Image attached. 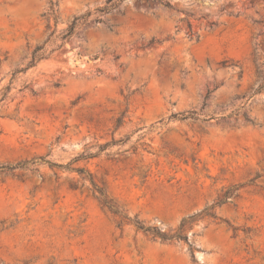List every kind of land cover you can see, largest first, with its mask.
I'll use <instances>...</instances> for the list:
<instances>
[{
    "label": "rangeland",
    "instance_id": "374dc122",
    "mask_svg": "<svg viewBox=\"0 0 264 264\" xmlns=\"http://www.w3.org/2000/svg\"><path fill=\"white\" fill-rule=\"evenodd\" d=\"M107 1L0 0V164L71 162L0 171V264H264V0H123L101 15ZM44 45L50 57L19 71ZM235 184L189 241L130 220L176 229Z\"/></svg>",
    "mask_w": 264,
    "mask_h": 264
},
{
    "label": "trees",
    "instance_id": "16d2710c",
    "mask_svg": "<svg viewBox=\"0 0 264 264\" xmlns=\"http://www.w3.org/2000/svg\"><path fill=\"white\" fill-rule=\"evenodd\" d=\"M122 1L123 0H108L107 5L97 9V11L100 12L101 15L109 13L111 10L116 8L119 5V3ZM138 1H143V0H138ZM145 1L146 2L160 3V4H163L164 6L170 8V9H175L169 0H145ZM89 15L90 14H85L84 16L75 17L73 19V21L64 30L61 31L60 38L63 42L61 45H59V48L62 47V45L64 44L65 41L69 40L71 37H73L77 33V30L79 29V27L81 25H85L89 22ZM54 17H55L56 22H57L58 21V15L55 12H54ZM184 20H186V17L181 18V21H184ZM100 21H102V18L96 19V22H100ZM207 25H208V27H210L212 29V28L218 26V22L215 20L209 21V22H207ZM187 28H188L189 36H191V37L195 36L197 39L199 38L198 33L196 31H194V29H193V24L191 21H187ZM48 29H51L50 24H48ZM108 29L110 31H113L114 26L109 25ZM54 33H55V30L50 32L49 39L54 35ZM157 43H161V41L159 39L152 38L147 46H154ZM53 51L54 50L48 51L46 49L45 45L44 46H38V47L34 48L31 52L30 61L28 62L27 67L20 69L19 71H25L30 67L36 66L43 59L49 58ZM119 57H120L119 55H115L114 59L118 60ZM1 61H2V59L0 58V64H1ZM227 63H228V61H224L223 62L224 66H226ZM5 89H6L5 90L6 92L3 94L2 98L0 99V103L6 98L11 87L7 86ZM263 90H264V81L261 84H259L253 90L252 95H255V94H257ZM242 108H243V106L240 107V109L236 110L234 112V114L235 115L240 114V112H241L240 110ZM242 114L245 116V118L248 121L253 122V120L250 119L245 112H243ZM172 116L178 117V114H174ZM124 117L125 116L122 115L121 117L118 118L117 124H116L117 128L122 126ZM187 118L197 119L198 118L197 112L192 111L190 113H180L179 119H187ZM109 145H110V143L100 145L99 152L104 150ZM98 153H89L87 155H80V156L75 158V161L80 160V159H85V158H91L93 156H96V154H98ZM36 163H47L50 166H58V167H69L71 164V162L67 163V164H59V163H56L54 161L47 159L45 156H40V157H35L33 159H30V160H21V161H18L16 163L0 164V171L1 172H7V171L9 172V171H14L16 169H24V168H27L28 166L34 165ZM76 170L79 171L80 173H83L86 169H84L82 167H78ZM90 176H91L90 180H91V182H92V184H93V186H94V188L98 194V198H99L100 202L102 203V205L107 207L114 214H118V215L122 214V210L120 209L119 205L109 196L107 190L103 186H100L96 182V180L92 174H90ZM241 187H242V185L235 184V185H232V186L226 188L216 198V200L211 205L204 207L199 212L184 216L180 222V225L176 229L166 231V230H162L158 226L146 225L143 221H141L138 218H134V219H130V220L133 221V223L135 224V226L137 227L138 230H142L145 233H149L154 238H160L162 241H174V240L189 241V234L187 233V230L189 228H191L198 220H200L201 218H204L205 216L217 218L216 208L218 206H222L224 204L232 202L233 199L236 196H238L239 189ZM125 217H127V216L125 215Z\"/></svg>",
    "mask_w": 264,
    "mask_h": 264
}]
</instances>
